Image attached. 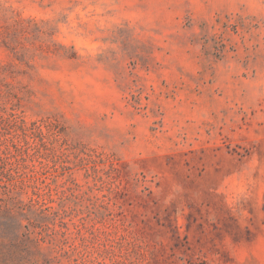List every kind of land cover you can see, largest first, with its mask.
I'll use <instances>...</instances> for the list:
<instances>
[{
    "label": "rangeland",
    "instance_id": "374dc122",
    "mask_svg": "<svg viewBox=\"0 0 264 264\" xmlns=\"http://www.w3.org/2000/svg\"><path fill=\"white\" fill-rule=\"evenodd\" d=\"M0 180V264H264V0H0Z\"/></svg>",
    "mask_w": 264,
    "mask_h": 264
},
{
    "label": "trees",
    "instance_id": "16d2710c",
    "mask_svg": "<svg viewBox=\"0 0 264 264\" xmlns=\"http://www.w3.org/2000/svg\"><path fill=\"white\" fill-rule=\"evenodd\" d=\"M1 181V180H0ZM5 219V218H4ZM5 220H7V219H5Z\"/></svg>",
    "mask_w": 264,
    "mask_h": 264
}]
</instances>
